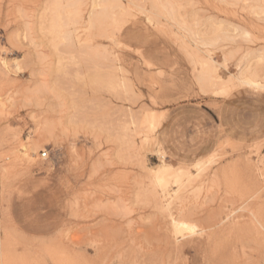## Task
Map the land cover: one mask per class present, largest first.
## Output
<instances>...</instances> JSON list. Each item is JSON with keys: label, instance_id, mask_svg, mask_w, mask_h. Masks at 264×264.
Instances as JSON below:
<instances>
[{"label": "rangeland", "instance_id": "374dc122", "mask_svg": "<svg viewBox=\"0 0 264 264\" xmlns=\"http://www.w3.org/2000/svg\"><path fill=\"white\" fill-rule=\"evenodd\" d=\"M0 264H264V0H0Z\"/></svg>", "mask_w": 264, "mask_h": 264}, {"label": "bare ground", "instance_id": "6f19581e", "mask_svg": "<svg viewBox=\"0 0 264 264\" xmlns=\"http://www.w3.org/2000/svg\"><path fill=\"white\" fill-rule=\"evenodd\" d=\"M164 167H166V166H164ZM169 167V166H168ZM160 168V167H159ZM161 170V169H160ZM163 170H165V169H163ZM155 171V170H154ZM162 172V171H161ZM165 172V171H164ZM160 175V174H159ZM173 186V185H172ZM164 191V190H163Z\"/></svg>", "mask_w": 264, "mask_h": 264}, {"label": "built area", "instance_id": "2783aa9c", "mask_svg": "<svg viewBox=\"0 0 264 264\" xmlns=\"http://www.w3.org/2000/svg\"><path fill=\"white\" fill-rule=\"evenodd\" d=\"M46 153H42V155L44 156Z\"/></svg>", "mask_w": 264, "mask_h": 264}]
</instances>
